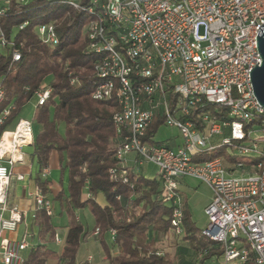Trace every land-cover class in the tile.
I'll use <instances>...</instances> for the list:
<instances>
[{
	"label": "built area",
	"instance_id": "1",
	"mask_svg": "<svg viewBox=\"0 0 264 264\" xmlns=\"http://www.w3.org/2000/svg\"><path fill=\"white\" fill-rule=\"evenodd\" d=\"M62 2L91 16L87 53L98 57L94 67L98 82L92 95L117 101L113 114L117 158L123 163L134 152L138 164L158 167L165 200L173 205L171 225L177 234L183 233L184 219L180 180L193 177L208 185L212 198L205 208L207 224L201 235L219 243L227 261L264 264V137L250 139L253 130L264 131V106L252 81L253 69L262 64L258 38L264 34V0ZM9 11L10 0H0V17ZM37 32L43 42L59 44L54 24H41ZM11 44L0 26V45ZM20 56L13 52L14 60ZM50 92L48 87L36 92L37 106L45 103ZM4 99L0 84V104ZM208 107L217 109L199 111ZM159 111L166 125L179 128L183 144L178 149L146 140ZM9 113V108L3 111L0 123ZM255 121L261 124L249 128ZM225 130L229 135L221 143L209 141ZM33 141V122L23 118L0 137L1 232L16 230L23 219V212L9 202V188L13 167L23 161V148ZM219 147L234 149L237 161L230 168L222 157L197 161L202 153ZM251 156L259 161L248 165ZM110 173L115 176L116 169ZM121 176L129 182L125 171ZM34 200L53 215L39 185ZM110 233L115 239L116 231ZM29 246L26 239L2 238V262L23 264V251Z\"/></svg>",
	"mask_w": 264,
	"mask_h": 264
},
{
	"label": "trees",
	"instance_id": "2",
	"mask_svg": "<svg viewBox=\"0 0 264 264\" xmlns=\"http://www.w3.org/2000/svg\"><path fill=\"white\" fill-rule=\"evenodd\" d=\"M87 3L89 0H77ZM91 16L62 0H10V11L0 17V26L12 42L0 52V84L5 99L0 104V116L7 108L9 115L0 123V137L19 116L24 106L36 100V92L46 87L51 89L49 98L36 108L33 124L39 133L34 135L33 148L40 171L48 168L53 151L59 155L61 171L68 173V188L61 185L52 195V181L39 174L37 182L45 198L51 202L53 213L58 206L69 216L68 229L62 250H55L51 243L56 240L57 229L53 215L37 208L34 223L38 227L40 242L32 247L23 264H48L53 261L66 264L79 263L77 251L89 230L77 216V210L90 207L94 216V229H99V238L108 256V264H176L169 254H159L157 234H166L172 228L173 205L165 200L160 178H146L117 158V136L113 114L118 108L116 99L97 100L93 91L98 78L95 72L97 56L87 53L89 44L86 27ZM28 21L24 28L19 25ZM54 24L59 44L51 46L42 41L37 28L41 24ZM21 56L14 60L13 52ZM175 104L173 99L171 105ZM217 107L204 110L215 111ZM190 118H193L192 116ZM164 115L158 112L147 130L146 140L155 141L159 127L165 124ZM255 121L249 125H260ZM264 130V129H263ZM222 157L231 167L237 156L233 148L219 147L198 156L197 161ZM259 161L251 156L248 165ZM116 169V175L110 173ZM125 171L129 182H123ZM91 194L82 199L85 191ZM103 194L106 204L101 205L96 197ZM120 196V199H118ZM116 231L115 239L107 241L110 230ZM183 239L201 252L204 259L220 253L222 247L201 235L184 207ZM114 247L119 249L112 254Z\"/></svg>",
	"mask_w": 264,
	"mask_h": 264
},
{
	"label": "crops",
	"instance_id": "3",
	"mask_svg": "<svg viewBox=\"0 0 264 264\" xmlns=\"http://www.w3.org/2000/svg\"><path fill=\"white\" fill-rule=\"evenodd\" d=\"M36 108H37L36 100L34 101V103H32V101L27 103L20 112L19 116L11 123L8 130H14L18 121L22 118L29 119L33 122ZM182 144H183V138H182V142H176V141L175 143L171 142L169 147L178 149L179 147L182 146ZM33 151H34L33 144H28L24 146L23 148L24 159L22 162L17 163L13 167V176L9 188V202L10 204L17 206L23 212V219L19 223L16 230L4 231V232L0 231V240L6 237L18 241L23 239H26L28 241L30 246L28 249L23 251L24 257L32 247L36 246L40 242L38 237V227L34 223L35 214L38 208L34 200V192L37 188V185H39L37 182V176L40 174L42 178L52 181L51 189L53 196L60 191L61 189L60 183L64 188L68 184L67 171H65L64 173L61 171L59 155L57 152L55 151L52 152L50 157L49 167L41 172L39 168V164L37 162V158L34 155ZM136 157H137L136 153L134 152L129 153L126 156V161L123 162V165L129 167L130 169L134 170L136 173L146 178L149 179L159 178L158 167L154 163L147 162L143 164H138L135 161ZM20 176H23V178H19ZM198 182L202 183L200 180H198ZM206 186H207V191H202L200 185L198 184L196 185L193 182L189 181V177H183L180 180L179 191L183 199V205L184 207H186V210L189 212L191 221L194 222L195 226L199 229V231H201V229L204 228L206 225L203 227H199L197 222L193 219L194 211L193 208L190 206L189 194L190 196L197 198L198 196H201L202 200L204 201V210H205L206 206L209 204L212 198V191L208 185ZM89 197H91V194L86 190L82 195V199L86 200ZM96 200L101 205L106 204V199L103 194H98ZM76 212L79 219L82 220V218L84 217L89 224V225L87 224L89 232L85 240L93 239L96 243L102 245L101 240L99 238V232L97 233L96 232L97 229L96 230L94 229L95 220L91 208L88 206L85 208L78 209ZM60 214H66L69 223L68 214L66 212H61V211ZM5 215L8 216V213H6ZM54 215H55V211L53 213V216ZM58 227L60 228L59 225ZM66 227L68 229V225ZM59 228L57 229L56 236L60 238V241L57 242L55 240L53 243H51V246L55 250L60 252L62 250L63 245L60 248V250L57 248V245L61 244L63 241L62 238L59 236ZM183 237H184L183 234H177L173 229H171L166 234H157L156 245L159 250V253L169 254L172 258H174L176 264H198L199 261L203 258L202 253L194 250L189 244V242L184 240ZM107 238L108 239L110 238L108 242H111L113 240L111 233H109ZM118 253H119V249L117 247H114L112 250V254L117 255ZM87 261H89L91 264H108V256L105 249H104V255L101 257V262H96L93 257H89ZM53 262H57V261H53ZM79 263H83V262H79ZM0 264H4L1 260V256H0ZM201 264H247V263H243L242 261L237 259L227 261L224 258L223 253L221 251L220 253L214 254L204 259V261ZM248 264H254V263H248Z\"/></svg>",
	"mask_w": 264,
	"mask_h": 264
},
{
	"label": "rangeland",
	"instance_id": "4",
	"mask_svg": "<svg viewBox=\"0 0 264 264\" xmlns=\"http://www.w3.org/2000/svg\"><path fill=\"white\" fill-rule=\"evenodd\" d=\"M5 49L3 46L0 45V52H4ZM35 100H32V103H34ZM40 127L39 125L34 122L33 124V132L34 135L37 136L39 133ZM229 135V130H226V132L222 135H214L209 138V141L213 144L221 143L224 139V137ZM264 137V131L262 130H253L250 134V139L258 140L260 138ZM155 141H160L162 145L169 146L171 142H182V135L178 127L175 126H169L166 124H162L157 133L154 136ZM230 148V147H229ZM68 174V173H67ZM196 178L189 177V181L193 182L194 184H198L201 187L202 191H207V186L203 183H199ZM68 184L65 186V190H67ZM190 206L193 208L194 215L193 219L197 222L199 227H203L206 225V215L204 210V201L202 200L201 196L193 197L190 196ZM53 222L58 224L60 226L59 228V236L62 238V241L64 242L67 232V225H68V217L66 214H60V208L57 206L55 209V215L52 217ZM83 223L88 226L87 220L83 217L82 218ZM88 224V225H87ZM110 239V238H109ZM107 238V241H109ZM63 242L59 245H57V248L60 250V248L63 245ZM104 255V247L101 244L96 243L93 239L84 240L79 247L77 251V261L79 262H85L88 260L89 257H93L96 262H101V257Z\"/></svg>",
	"mask_w": 264,
	"mask_h": 264
},
{
	"label": "water",
	"instance_id": "5",
	"mask_svg": "<svg viewBox=\"0 0 264 264\" xmlns=\"http://www.w3.org/2000/svg\"><path fill=\"white\" fill-rule=\"evenodd\" d=\"M258 46L262 56V64L252 71L254 92L260 104L264 106V34L258 38Z\"/></svg>",
	"mask_w": 264,
	"mask_h": 264
}]
</instances>
